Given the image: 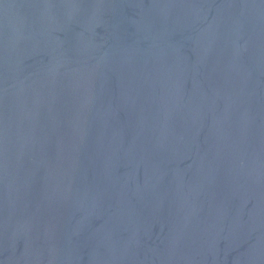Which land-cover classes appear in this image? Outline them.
Here are the masks:
<instances>
[{
  "label": "water",
  "instance_id": "95a60500",
  "mask_svg": "<svg viewBox=\"0 0 264 264\" xmlns=\"http://www.w3.org/2000/svg\"><path fill=\"white\" fill-rule=\"evenodd\" d=\"M0 264H264V0H0Z\"/></svg>",
  "mask_w": 264,
  "mask_h": 264
}]
</instances>
